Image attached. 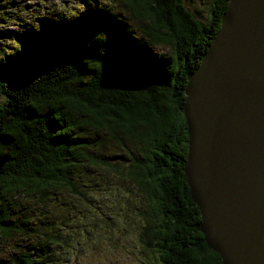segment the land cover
Returning a JSON list of instances; mask_svg holds the SVG:
<instances>
[{
    "label": "trees",
    "instance_id": "16d2710c",
    "mask_svg": "<svg viewBox=\"0 0 264 264\" xmlns=\"http://www.w3.org/2000/svg\"><path fill=\"white\" fill-rule=\"evenodd\" d=\"M227 1L213 0L201 22L181 0H102L107 5L93 9L85 0L77 7L62 4L60 14L45 10L36 25L13 29L10 48L0 45V157L8 159L0 171V264H55L67 234L64 221L54 220L61 196L88 202L108 191L106 183L96 188L100 174L120 178L124 170L139 192L132 207L134 248L120 244L127 255L140 261L144 250L148 264H221L199 231L182 171L183 106L187 77L215 37ZM0 21L7 23L1 15ZM74 37L81 42L66 49ZM131 78L146 87L129 88ZM116 80L128 85L105 93ZM115 144L130 149L122 171L94 156V145ZM32 198L54 205L49 223L27 226L32 203H20ZM20 232L28 240L12 248Z\"/></svg>",
    "mask_w": 264,
    "mask_h": 264
},
{
    "label": "water",
    "instance_id": "95a60500",
    "mask_svg": "<svg viewBox=\"0 0 264 264\" xmlns=\"http://www.w3.org/2000/svg\"><path fill=\"white\" fill-rule=\"evenodd\" d=\"M184 95L182 171L204 241L222 264H264V0L228 1Z\"/></svg>",
    "mask_w": 264,
    "mask_h": 264
},
{
    "label": "rangeland",
    "instance_id": "374dc122",
    "mask_svg": "<svg viewBox=\"0 0 264 264\" xmlns=\"http://www.w3.org/2000/svg\"><path fill=\"white\" fill-rule=\"evenodd\" d=\"M17 7H10L7 0H0V15L5 19V22L0 21V45L5 48L8 46L9 35H12L13 29L20 30L22 22H26L29 25H36V20L45 14V10L51 11L52 14H60L64 12L62 4H67L73 7H77L84 4L85 0H14ZM87 8H102L100 6H106L102 0H89ZM213 0H181L184 8L193 14L201 22H206L209 18V6ZM20 2H23L22 4ZM24 4V5H23ZM228 5V1L226 3ZM226 5V8H227ZM6 9V11H4ZM75 10L78 8H74ZM226 11V9H225ZM224 11V12H225ZM71 12V11H70ZM52 18V17H50ZM220 26V25H219ZM43 27V26H42ZM52 27V26H51ZM26 29V28H25ZM219 30V28H218ZM81 42L80 37H74L66 41V49L70 50L71 45ZM65 46V44H64ZM154 51H156L153 48ZM164 53L163 51H160ZM51 58V57H50ZM0 61H3L0 59ZM56 62V61H55ZM200 64V63H199ZM31 64V66H33ZM29 66V65H28ZM199 66V65H198ZM197 66V67H198ZM196 70V69H195ZM195 70L191 73L193 74ZM13 72V71H10ZM190 75V74H189ZM188 75V76H189ZM117 76H119L117 74ZM115 78V74L112 75ZM132 79V78H131ZM18 85L20 80L14 79ZM19 81V82H17ZM134 82L130 87L135 89L145 88L144 82ZM121 85H128L125 81H113L112 83L106 84L105 93L118 91ZM116 86H120L117 87ZM15 102V101H14ZM12 102L11 104H14ZM35 103V100L29 101V106ZM184 117V115H183ZM185 128H186V120ZM186 145L188 141V135L186 133ZM5 138L0 137V144ZM129 148L122 147L118 144L112 145L111 147H100L96 148L94 145V156L97 161L102 165L111 163L115 168L121 170L122 163H126V159H130L131 154L128 153ZM132 151V150H131ZM132 153H137L132 151ZM187 155V149H186ZM186 155L185 161L186 162ZM4 158V159H2ZM3 160L0 171L3 169L7 162V157H0ZM185 164V163H184ZM184 167V166H183ZM122 171V170H121ZM155 172V171H154ZM113 174V173H110ZM184 174V173H183ZM102 180L98 182L96 179H92L90 182H97L96 188H101V185L108 184V191L104 190L99 196L93 195L89 198L88 202H84L81 198L76 195L63 194L61 196V212L54 219L56 224L60 220L64 221V226L61 228L63 232L62 237L66 240L65 245L60 244L57 246L53 258L56 259L55 264H148L149 256L147 258L144 250L139 251V260L136 261V256H132V252L127 255L120 244L132 247L130 237L137 238L134 233V223L136 216L132 214V207L134 205V198L138 197V189L135 183L128 177L127 171L121 172V177L108 178L106 175L100 174ZM185 177V175H184ZM121 179L123 181H121ZM186 180V178H185ZM187 183V181H186ZM90 186L91 183L88 182ZM114 199V201H111ZM116 199V200H115ZM191 201L194 203L192 198ZM28 202L32 204V211L29 214L27 226L39 223L41 220L46 219L49 223L52 219L49 217L52 215V205L49 201H42L40 199L23 200L20 203V207H24ZM197 207V205L194 203ZM28 207V205H27ZM198 209V208H197ZM55 212L56 209H55ZM199 213V211H198ZM200 216V213H199ZM53 221V222H55ZM138 224V223H137ZM201 224V216H200ZM33 231H38L37 226H31ZM201 235H204L199 230ZM16 236V237H15ZM15 238L10 242L12 248H18V245H22L23 241L27 242L28 234L22 232L16 233ZM12 239V238H11ZM10 239V240H11ZM205 242V241H204ZM206 244V243H205ZM206 246L216 253L207 244ZM139 248V246H138ZM134 250V249H133ZM137 250V249H136ZM1 251V249H0ZM4 253V252H3ZM0 252V257L3 255ZM123 253V254H122ZM2 254V255H1ZM217 254V253H216ZM219 256V254H217ZM58 256V261H57ZM220 257V256H219ZM133 259V260H132ZM221 260V258H220ZM150 262V261H149ZM154 264H158L155 261ZM222 264V261H221Z\"/></svg>",
    "mask_w": 264,
    "mask_h": 264
},
{
    "label": "bare ground",
    "instance_id": "6f19581e",
    "mask_svg": "<svg viewBox=\"0 0 264 264\" xmlns=\"http://www.w3.org/2000/svg\"><path fill=\"white\" fill-rule=\"evenodd\" d=\"M229 1V0H228ZM228 6V5H227ZM184 97H185V95H184ZM186 98V97H185ZM123 254V253H122Z\"/></svg>",
    "mask_w": 264,
    "mask_h": 264
}]
</instances>
